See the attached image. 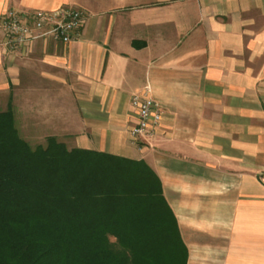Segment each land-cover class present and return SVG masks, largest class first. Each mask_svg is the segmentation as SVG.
<instances>
[{
    "label": "crops",
    "instance_id": "0c3cea01",
    "mask_svg": "<svg viewBox=\"0 0 264 264\" xmlns=\"http://www.w3.org/2000/svg\"><path fill=\"white\" fill-rule=\"evenodd\" d=\"M67 6L85 12L72 41L0 45L16 126L143 159L187 264H264V0H0V18ZM144 90L161 114L150 145L129 134Z\"/></svg>",
    "mask_w": 264,
    "mask_h": 264
},
{
    "label": "trees",
    "instance_id": "16d2710c",
    "mask_svg": "<svg viewBox=\"0 0 264 264\" xmlns=\"http://www.w3.org/2000/svg\"><path fill=\"white\" fill-rule=\"evenodd\" d=\"M110 238H114L112 241ZM157 173L143 160L31 146L0 111V264H187Z\"/></svg>",
    "mask_w": 264,
    "mask_h": 264
},
{
    "label": "built area",
    "instance_id": "2783aa9c",
    "mask_svg": "<svg viewBox=\"0 0 264 264\" xmlns=\"http://www.w3.org/2000/svg\"><path fill=\"white\" fill-rule=\"evenodd\" d=\"M85 12L76 7L56 10H7L0 18V45L14 49L32 39L47 37L54 41H72L84 21ZM131 105L136 122L129 134L133 143L150 145L159 125L161 114L147 90L132 95Z\"/></svg>",
    "mask_w": 264,
    "mask_h": 264
},
{
    "label": "rangeland",
    "instance_id": "374dc122",
    "mask_svg": "<svg viewBox=\"0 0 264 264\" xmlns=\"http://www.w3.org/2000/svg\"><path fill=\"white\" fill-rule=\"evenodd\" d=\"M6 102H1L0 103V110L5 109L6 106ZM18 131L20 133V135L33 147L37 146V145H44L46 143V139L45 138H38L39 136H37V134H34L32 132V129L30 127H17ZM68 145L70 146V144L68 143ZM67 145V147L69 148V146ZM112 241H114V238H110Z\"/></svg>",
    "mask_w": 264,
    "mask_h": 264
}]
</instances>
